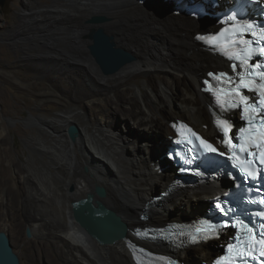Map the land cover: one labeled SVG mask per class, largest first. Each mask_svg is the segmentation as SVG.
I'll use <instances>...</instances> for the list:
<instances>
[{
	"label": "bare ground",
	"instance_id": "6f19581e",
	"mask_svg": "<svg viewBox=\"0 0 264 264\" xmlns=\"http://www.w3.org/2000/svg\"><path fill=\"white\" fill-rule=\"evenodd\" d=\"M25 1H21L24 6L19 11L17 37L29 38L27 35L35 34L30 31L36 29L41 37L34 38L35 48L42 51L36 52L32 59L35 65L28 62L24 67L63 73L64 79L70 80L65 90L71 93L72 101H77L97 122L92 124L86 119L81 122L73 108L52 118L31 116L43 127L36 135H30V140L36 141L41 155H49V160L40 163L44 173L50 175L49 185L30 172L22 175L23 166L13 165L24 185L23 199L18 204L26 226L32 233L45 237L36 240L40 250L44 248L47 252L42 255V264H136L130 243L135 239L136 227H158L165 223L152 217L161 216L168 219L166 222L198 218L206 211L210 198L227 187L226 182L220 181L211 186L179 188L161 200H153L155 194L176 177L175 168H169L163 153L170 144V136L174 135L168 117L178 114L177 105L184 108L180 115L194 129L210 139L221 138L207 107L212 99L203 88L202 76L212 70L228 75L234 73L231 62L196 39L197 34L208 30L200 29H214L217 21L200 18V11L191 12L196 0H51L50 4L34 6L31 5L34 0ZM187 7L186 13L183 8ZM96 16L106 20L85 24L86 18ZM97 25L112 35L119 47L135 56L133 62L113 73L110 79L102 75L88 48L91 40L86 37ZM70 65L76 68L68 70ZM151 71L163 77L158 79L156 89L146 79L142 87L136 84L132 93L127 90L128 77L136 73L149 76ZM175 77L178 81L181 77L186 79L182 94V82L179 87L175 86V90H179L178 97L176 92L172 93ZM87 85L98 91H91ZM112 91L113 96L109 95ZM202 103H205V113ZM120 120H124L127 133L119 131ZM70 124L79 127L75 141L67 135ZM3 132L0 125V206L13 213L17 200L9 190L2 189L8 172L3 165V152L8 151ZM53 166L54 172L50 169ZM95 185L106 190L105 197L96 198L126 224V236L112 243H98L79 226L72 214V202L93 192ZM171 217L179 220H169ZM1 224L5 228L8 221ZM144 244L155 251H167L161 241H145ZM197 248L198 255L195 250L184 251L194 263L193 257L210 262L216 253L212 242L195 246Z\"/></svg>",
	"mask_w": 264,
	"mask_h": 264
},
{
	"label": "rangeland",
	"instance_id": "374dc122",
	"mask_svg": "<svg viewBox=\"0 0 264 264\" xmlns=\"http://www.w3.org/2000/svg\"><path fill=\"white\" fill-rule=\"evenodd\" d=\"M21 1L22 0H6L3 5H0V125L4 128L2 136L5 138L4 146L8 149V151L5 152L6 155L3 152V165L8 168V172L6 175L7 182L2 185V189L9 190L11 196L17 200V209H15L13 213L7 211L4 206H0V230L5 231L8 234L12 247L20 259V264H42V255L45 256L47 252L44 248L42 251L40 250L36 244V240H41L45 237L36 235L32 232L31 237L26 236V221L23 215L24 213L20 210V204H18V201L23 199L24 185L20 180L21 174L17 173L16 175L13 165L17 164L21 167L23 166L22 171H24L22 175L30 172L29 174L37 176L46 186L49 185L50 175L46 172L44 173L40 167L42 160H49V155H41L40 152H38V145L36 144V141L30 140V135H36L37 130L40 128L43 129V127L33 121L31 116L36 115L52 118L55 115H60L63 110L65 111L73 108L79 113V119L81 122L85 121V119L86 121L92 122V124H96L97 122H94L90 115L84 112V109L77 101H72L71 93L69 94V92H66L65 90V88L69 87L70 80L64 79L63 73L59 70L54 71L49 69H33L24 67L25 64H29L28 62L33 63L32 59L35 58L36 52L42 50L35 48V45L37 44L34 40L40 35L36 29H32L30 31V33L33 31L32 33H35L36 35H27L29 38H25L24 36L17 37V26L19 24L18 16L20 14L19 11L24 6ZM23 1L26 3L25 0ZM50 3L51 0H34V3L32 2L31 5H47ZM91 18L92 17L85 19L86 25L93 24L90 22ZM207 29L210 30L212 28H202L199 31H206ZM86 38L89 39L88 37ZM40 41L43 40L41 39ZM47 46L50 47L51 45L47 44ZM92 60L94 61V59ZM73 68L76 67L70 65L67 69L73 70ZM208 70H202L201 72L207 74ZM50 71L52 72L50 73ZM155 73V71H151V75L149 76H145L144 74L142 75V73L131 75L126 79L125 82L127 85L125 87L128 88L127 90H129V92H131L136 84L142 87L144 80L147 79V81L156 89L158 86V79L162 80L163 77L161 74L157 75L156 73L155 75ZM102 75L110 79L112 74L102 73ZM207 76L208 75H203L202 78H206ZM181 78L183 81L182 79L178 81V78L176 77L174 78L175 80H173L174 88L172 93L176 92V97L179 95V90L176 91L175 86L176 88L179 87L182 82L183 86H180L181 94L183 87H186V79L184 77ZM65 81L67 82L65 83ZM87 86L90 87L89 85ZM90 90L93 92L98 91V89L92 87H90ZM142 92L144 93L143 88ZM109 95L113 96V91L109 92ZM180 106L181 105H177L176 107L177 110L179 109L178 114L169 115V121L174 120L175 118H182L187 122V119L180 115L184 109H181ZM182 106L185 107L186 104H182ZM202 108L203 113H205V103H202ZM206 120H208V118H206ZM165 121L167 120L165 119ZM120 122L122 123L119 131L121 130L120 132L127 133V130L124 128V120H120ZM158 137L161 138L162 134L159 133ZM165 137L167 136L165 135ZM47 142H49V140H47ZM33 145H35V147ZM167 163L169 168H174L171 163ZM54 166L56 167V165ZM54 166L53 168H50L53 172L55 171L53 170L55 168ZM163 168L165 169L164 166ZM31 178H33V176ZM157 189L160 190L163 188ZM16 190L17 192H15ZM156 195L157 194H155V196ZM5 199L6 198L4 197L3 200ZM152 218L153 220L162 219L165 223L168 221V219L166 220V218H162L161 216ZM173 219L179 220L177 217H171L169 220ZM5 220L8 221V225L4 228L1 223L5 222ZM156 223L158 222L156 221ZM212 243L215 248H218V240ZM194 250L195 254L198 255L199 249H195V247L190 248L188 252H194ZM177 257L182 259L184 257L188 258L189 256L177 254ZM193 259L196 260L195 262L197 264H201L202 261H206L205 259L196 257H193Z\"/></svg>",
	"mask_w": 264,
	"mask_h": 264
},
{
	"label": "snow or ice",
	"instance_id": "6c2138e0",
	"mask_svg": "<svg viewBox=\"0 0 264 264\" xmlns=\"http://www.w3.org/2000/svg\"><path fill=\"white\" fill-rule=\"evenodd\" d=\"M252 2L259 5L264 3V0H252ZM219 23L227 27L219 29L206 42L209 45H215L219 38H224L219 41L222 43L219 51L229 60L235 61L230 67L236 75L233 78L225 72L218 74L210 72L209 77L214 79L217 85L223 86L215 87L210 80H205L204 90L214 96L215 104L221 114L239 108L245 126L239 127L238 132H233L234 125L230 120L213 112L214 123L222 132L219 143L223 146V151L183 124L180 127L187 128L189 136L178 143L186 142L190 145L189 152L203 149L205 152L226 158L234 168L238 169L245 181H264V59H261L264 58V26L242 21L235 14L228 15ZM246 35L254 39H248ZM196 39L203 41L206 38L197 36ZM253 57H256L255 61ZM246 92L253 95L250 97ZM256 191L259 192L260 189L257 188ZM251 203L264 205V196L259 201H251ZM216 207L226 215L232 211L226 210L220 204ZM255 215L264 221V209L256 212ZM205 224L206 227L196 228L195 232L216 234V225L207 221ZM229 226L238 229L236 242L227 244V254L219 257L215 264H240V262L247 264L249 260L264 264V222L260 223L259 232L242 219H236L232 225L227 223L222 225L224 228ZM137 235L147 236L148 233L138 232ZM191 241L199 242L198 236L192 235ZM140 251L143 252L144 249ZM160 259L164 258L160 257ZM169 264H176V262L169 261Z\"/></svg>",
	"mask_w": 264,
	"mask_h": 264
},
{
	"label": "water",
	"instance_id": "95a60500",
	"mask_svg": "<svg viewBox=\"0 0 264 264\" xmlns=\"http://www.w3.org/2000/svg\"><path fill=\"white\" fill-rule=\"evenodd\" d=\"M6 0H0L3 5ZM189 8H183L188 12ZM210 17L217 21V15L201 14L200 18ZM106 20L103 16L90 19L92 23H101ZM91 42L88 45L91 57L99 66L103 74H113L125 65L133 62L135 56L128 50L119 47L113 36L108 34L100 25L92 28L88 34ZM173 121V120H171ZM79 134V127L70 124L67 127V135L70 140L75 141ZM88 171V168H84ZM106 196V190L100 185H95L93 192L87 193L72 202V214L79 226L100 244L112 243L126 236V224L121 217L112 209L108 208L100 199ZM26 236L31 237V230L26 226ZM0 264H20V259L14 251L9 236L0 230Z\"/></svg>",
	"mask_w": 264,
	"mask_h": 264
}]
</instances>
